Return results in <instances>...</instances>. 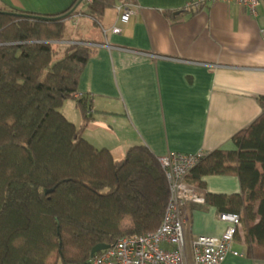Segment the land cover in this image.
I'll list each match as a JSON object with an SVG mask.
<instances>
[{
	"label": "trees",
	"instance_id": "16d2710c",
	"mask_svg": "<svg viewBox=\"0 0 264 264\" xmlns=\"http://www.w3.org/2000/svg\"><path fill=\"white\" fill-rule=\"evenodd\" d=\"M125 1L95 0L86 17L96 26ZM77 3L55 15L0 13V264H86L97 245L156 231L169 201L166 177L147 148L131 147L115 160L84 139L91 102L78 96V84L95 52L56 44ZM65 101L82 125L66 119ZM256 101L261 115L232 137L235 149L206 156L186 179L199 193L204 177H237L241 195L204 194L203 204L185 211L240 215L246 256L264 260V97ZM248 157L254 161L239 162Z\"/></svg>",
	"mask_w": 264,
	"mask_h": 264
},
{
	"label": "crops",
	"instance_id": "0c3cea01",
	"mask_svg": "<svg viewBox=\"0 0 264 264\" xmlns=\"http://www.w3.org/2000/svg\"><path fill=\"white\" fill-rule=\"evenodd\" d=\"M74 1L0 0V11L55 15ZM190 1L130 0L137 13L127 26L117 22L115 8L106 10L96 26L89 18L66 26L64 41L86 43L95 52L78 84V96L91 102L92 120L84 139L108 150L115 160L134 146L157 158L168 152L208 156L233 151L232 137L261 115L256 100L264 97V0L256 16L235 4L185 9ZM113 25L122 28L121 34L103 36L101 29ZM72 108V119L64 116L82 125ZM202 182V196L241 195L237 177L207 176ZM219 214L215 207L187 212L188 248L199 237L223 233L226 224ZM247 250L242 222L232 245L239 256L228 255L225 264H264L249 259Z\"/></svg>",
	"mask_w": 264,
	"mask_h": 264
},
{
	"label": "built area",
	"instance_id": "2783aa9c",
	"mask_svg": "<svg viewBox=\"0 0 264 264\" xmlns=\"http://www.w3.org/2000/svg\"><path fill=\"white\" fill-rule=\"evenodd\" d=\"M78 10L87 9L95 0H78ZM235 4L249 15L256 16L260 0H191L185 9H198L206 4ZM117 22L127 26L137 13V6L130 0L119 2L115 6ZM79 16V15H78ZM79 18V17H78ZM103 36L108 33L119 35L122 28L113 25L110 29H101ZM264 45V28L260 30ZM68 45L89 46L79 41L65 42ZM206 157L199 152L185 155L168 152L157 158L169 187V201L160 227L142 236L124 237L112 247L91 257L86 264H225L228 255L239 256L232 252V245L238 229L242 226L240 215L221 213L220 222L226 228L219 237H199L189 248L185 238L188 222L185 206L189 203L203 204L204 198L197 189L187 182V176Z\"/></svg>",
	"mask_w": 264,
	"mask_h": 264
},
{
	"label": "rangeland",
	"instance_id": "374dc122",
	"mask_svg": "<svg viewBox=\"0 0 264 264\" xmlns=\"http://www.w3.org/2000/svg\"><path fill=\"white\" fill-rule=\"evenodd\" d=\"M87 12L88 11L86 9H82V10L80 9V10H78L76 8V10H74V13L71 16V19L69 21H66V26H68V28H71V26L68 25V22H70V24L72 26L77 25L78 24V20L87 18L86 17ZM65 42L66 41H64V42L62 41V42H59V43H56V44L58 45V48L62 50L63 48H65L66 46H68V44H66ZM85 47H88V46H85ZM72 104L73 103L71 101H65L64 104H63V106H62V109H61V111L64 113V115H66L67 119H69V120L72 119V114H75L74 113L75 111L72 108L74 105H72Z\"/></svg>",
	"mask_w": 264,
	"mask_h": 264
},
{
	"label": "water",
	"instance_id": "95a60500",
	"mask_svg": "<svg viewBox=\"0 0 264 264\" xmlns=\"http://www.w3.org/2000/svg\"><path fill=\"white\" fill-rule=\"evenodd\" d=\"M79 3H80V1H78L77 5L74 7V9L72 11H74L76 9V7L79 5ZM0 13L10 15V16L19 17V18H27L28 17L27 15H24V14H12L10 12H2V11H0ZM108 248H109V246L104 245V244H100V245L95 246L90 252V258L93 257L94 255L102 252V251L107 250Z\"/></svg>",
	"mask_w": 264,
	"mask_h": 264
}]
</instances>
